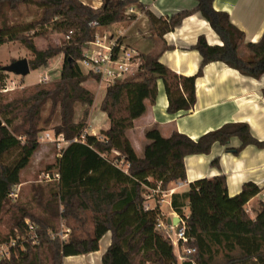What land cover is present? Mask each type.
Returning <instances> with one entry per match:
<instances>
[{"label": "trees", "instance_id": "obj_1", "mask_svg": "<svg viewBox=\"0 0 264 264\" xmlns=\"http://www.w3.org/2000/svg\"><path fill=\"white\" fill-rule=\"evenodd\" d=\"M140 1L103 0L95 9L80 0H0V46L20 42L33 55L32 71L46 68L57 57L63 59L58 78L38 83L12 99L2 92L7 74L0 64V242L15 229L26 230V220L35 226L38 239L37 244L29 242L25 251L18 250L0 264H63L67 257L98 251L107 233L111 242L102 264H179L171 239L157 227L164 220L161 207L145 208L151 191L159 184L168 190L172 183L185 182V158L207 155L216 143L233 154L247 146L264 149V142L252 135L246 123L226 124L197 140L177 131L165 138L151 128L145 134L142 156L127 137L134 122L146 113V102L155 103L159 81L167 95L168 113L177 114L194 109L196 80L210 63H224L256 79L264 76V33L258 42L245 43L244 33L229 15L214 8L215 0H195L194 9L180 11L170 20L144 9L153 37L160 40L193 14L209 22L223 45L211 46L202 36L198 39L193 48L202 62L195 76L170 70L161 63L159 52L143 54L141 72L106 88L101 111L107 114L110 127L95 136L85 133V123H74L75 104L94 100L82 87L92 77L80 66L84 47L95 40L99 28L132 19L128 8ZM23 6L34 7L36 18L25 26L12 24L10 13ZM59 34L66 37L61 45L37 48L36 39ZM117 43L122 44L120 39ZM48 101L52 102L51 116L60 106L61 125L54 128L55 135L69 142L56 165L48 167V173L59 174V181L33 186L28 202H13L9 195L22 183V172L40 148L44 130L39 125ZM233 138L240 140L239 147H228ZM261 191L247 182L231 197L225 176H217L197 180L186 192L174 193L171 209L184 222L191 239L188 246L196 249L182 264H217L220 257L224 264H264V207L255 218L246 208ZM62 225L71 230L65 242L53 236Z\"/></svg>", "mask_w": 264, "mask_h": 264}, {"label": "crops", "instance_id": "obj_2", "mask_svg": "<svg viewBox=\"0 0 264 264\" xmlns=\"http://www.w3.org/2000/svg\"><path fill=\"white\" fill-rule=\"evenodd\" d=\"M80 1L95 9L103 4V0ZM196 5L195 0H141L128 8L132 19L99 28L97 35L105 36L109 41L120 39L126 48L141 55L159 52L161 63L170 70L182 76H195L202 62L200 53L193 48L198 39L202 36L211 46L223 45L209 22L201 14H193L160 40L153 37L150 21L144 9L150 10L157 17L170 20L172 15L192 10ZM214 8L229 15L232 24L244 33L245 43H256L263 35L264 0H215ZM58 59L61 61L62 57ZM50 71L45 69L43 73L47 74ZM82 87L94 95V100L92 104H75L74 123L87 124L85 133L96 136L110 127L107 114L101 111L106 89H103V84L95 79L86 80ZM146 106V113L137 119L133 129L127 132V137L138 156L143 155L147 143L145 134L151 128H157L165 138L177 131L197 140L226 124L246 123L250 126L252 135L264 142V76L259 79L245 76L221 62L206 65L202 76L196 80V104L190 112L168 113V99L162 81L158 82L155 103L152 105L147 101ZM51 112L52 102L48 101L42 109L39 126L44 130L41 134H49L52 138L55 136L54 128L61 125L60 106L55 108L52 116ZM239 146L240 140L233 138L228 147ZM214 160L218 161V165L212 164ZM185 167L187 180L172 183L168 188L174 190V193L186 192L189 185L197 180L225 176L228 194L231 197L238 195L247 182H253L262 189L261 193L246 206L252 218H255L264 207V149L247 146L240 153L233 154L227 151L226 146L216 143L207 155L187 156ZM162 213L166 223L178 216L172 209L168 214L163 211ZM185 213L188 215L189 210L186 209ZM102 241H105L104 248ZM110 242V233H107L101 239L98 251L78 256L81 257L80 263L102 264V257ZM73 259L67 257L64 263L66 261L70 264L77 263Z\"/></svg>", "mask_w": 264, "mask_h": 264}, {"label": "built area", "instance_id": "obj_3", "mask_svg": "<svg viewBox=\"0 0 264 264\" xmlns=\"http://www.w3.org/2000/svg\"><path fill=\"white\" fill-rule=\"evenodd\" d=\"M106 41L108 42L106 43ZM86 46L91 48L86 47L83 49L84 57L80 62L81 69L85 74L92 75V78L99 83L105 84L106 88L117 80H122L128 76H134L142 71L143 60L141 54L135 50L126 48L123 44H118L117 40L109 41L107 37L97 35L95 40L86 44ZM116 48H119L117 53H115ZM45 81H48V78H46ZM10 84L13 85V81H11L9 85H5L2 90L3 93L11 90L12 85L10 86ZM40 140L56 144L59 150L65 148L62 146V143L66 144V146L69 144L62 135H55L51 138L49 134H45ZM59 178L60 176L58 173L55 172L50 174L47 172L40 176L39 183L57 182ZM160 186L161 184H159L156 190L151 191V195L145 203V208L147 210L154 207L150 204V200L154 199V197L156 205L161 207L162 204L168 201V205L171 207V198L174 194V190H162ZM21 189V184L15 186L9 198L12 201H17L20 197ZM25 222L28 227L26 230L21 231L15 229L9 233L7 239L0 242V263L10 259L13 254H17L18 250L25 251L26 244L29 242L32 244L38 243L35 226H33L29 220ZM157 227L167 233L173 246L176 247L178 253L181 255L180 258L182 260L185 258L187 259L184 261L189 260L196 254V249L188 246L191 239L186 235L184 222L181 218L180 224L175 227L168 225L164 220H160ZM70 234L71 230L62 225L59 232L53 234V236H58L65 242L68 240ZM172 234L175 235V239H173Z\"/></svg>", "mask_w": 264, "mask_h": 264}, {"label": "rangeland", "instance_id": "obj_4", "mask_svg": "<svg viewBox=\"0 0 264 264\" xmlns=\"http://www.w3.org/2000/svg\"><path fill=\"white\" fill-rule=\"evenodd\" d=\"M36 18V12L34 7H21V9L18 12L10 13V19L11 23L14 25H21L25 26L30 24L34 19ZM66 40V37L62 34L59 35H53L50 37V39L45 38H38L35 40V44L38 49H45L48 44L53 45H61ZM108 41H106L107 43ZM28 59L29 62H32L33 55L30 51H28L20 42H14V43H8L5 45L0 46V64L1 66H9L11 63L21 60V59ZM62 62L57 58L55 60H51L50 64L41 70L31 71V73L26 77H20L16 76L14 74H8L7 75V81L6 85H9L11 81L15 84H10L11 90L9 92L3 93L7 95L8 99H12L18 95H20L23 91L29 90L32 86L41 83V82H49L54 80L55 78H58L61 73L62 68ZM50 66V67H49ZM45 69H50V72H47V74H44L43 71ZM136 75V74H135ZM48 78V81H45V79ZM89 79H94L90 77ZM88 80V79H87ZM103 89H106V85L103 84ZM1 121V119H0ZM87 127V124H86ZM44 136L43 134H40V138ZM40 142V148L33 156L30 165L22 172L21 174V182L25 183L22 186L20 197L17 201H23L28 202L32 195V187L37 185H47L46 183H39V178L42 174L48 172L49 166H55L57 163V159L60 156V151L56 144L54 143H44V141ZM62 146H66V144L62 143ZM21 183V184H22ZM15 201V202H17ZM14 202V201H13ZM150 204L152 206L156 205V201L154 199L150 200ZM162 211L165 214H168L170 211V207L168 205V201H166L161 206ZM62 227V226H61ZM66 227V226H65ZM67 228V227H66ZM61 229V228H60ZM6 234V233H5ZM111 237V234H110ZM173 239H175V235L172 234ZM107 240V237H106ZM105 241H102V246L104 248ZM175 254L178 258L179 264H182L184 260L180 258V254L178 253V250L174 246ZM74 262H77L75 264H81V257L73 256ZM217 264H224V261H222V257L218 258ZM69 261H66L63 264H70Z\"/></svg>", "mask_w": 264, "mask_h": 264}, {"label": "water", "instance_id": "obj_5", "mask_svg": "<svg viewBox=\"0 0 264 264\" xmlns=\"http://www.w3.org/2000/svg\"><path fill=\"white\" fill-rule=\"evenodd\" d=\"M4 71L8 74H14L16 76L20 77H26L30 74L31 72V67L28 59L24 58L21 60H17L13 63H11L9 66H4L3 67ZM0 122V126H1ZM180 224V218L175 217L171 220L168 221V225H172L173 227L177 226Z\"/></svg>", "mask_w": 264, "mask_h": 264}]
</instances>
